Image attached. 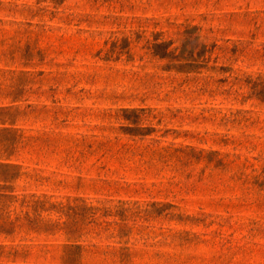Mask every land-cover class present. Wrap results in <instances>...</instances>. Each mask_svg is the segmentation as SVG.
<instances>
[{"label":"rangeland","instance_id":"rangeland-1","mask_svg":"<svg viewBox=\"0 0 264 264\" xmlns=\"http://www.w3.org/2000/svg\"><path fill=\"white\" fill-rule=\"evenodd\" d=\"M5 150L0 264H264V0H0Z\"/></svg>","mask_w":264,"mask_h":264},{"label":"trees","instance_id":"trees-1","mask_svg":"<svg viewBox=\"0 0 264 264\" xmlns=\"http://www.w3.org/2000/svg\"><path fill=\"white\" fill-rule=\"evenodd\" d=\"M5 153V158L0 160V236L3 234L5 236H11L16 233L17 228H22L23 221L36 224L38 221V210L45 205V202L34 200V197H36L35 194L28 196L14 193L15 187L13 183L24 174L21 172L23 167L11 162V153H7L6 150L3 151L1 156ZM20 196L22 197L21 199L19 198ZM17 201H19L21 210L19 214L12 217L15 212L10 207ZM30 206L33 207V211L35 212L34 218H30L28 211H23L24 208Z\"/></svg>","mask_w":264,"mask_h":264}]
</instances>
